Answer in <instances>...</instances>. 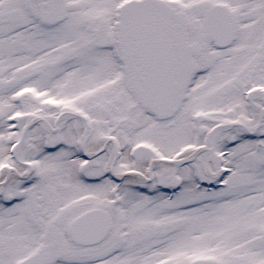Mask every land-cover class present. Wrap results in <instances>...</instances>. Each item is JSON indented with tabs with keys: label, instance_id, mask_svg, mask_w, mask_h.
Returning <instances> with one entry per match:
<instances>
[{
	"label": "snow or ice",
	"instance_id": "1",
	"mask_svg": "<svg viewBox=\"0 0 264 264\" xmlns=\"http://www.w3.org/2000/svg\"><path fill=\"white\" fill-rule=\"evenodd\" d=\"M0 264H264V0H0Z\"/></svg>",
	"mask_w": 264,
	"mask_h": 264
}]
</instances>
